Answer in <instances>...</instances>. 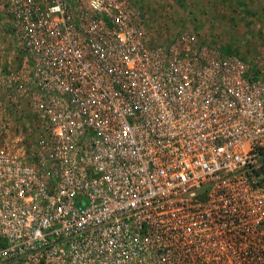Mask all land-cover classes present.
I'll list each match as a JSON object with an SVG mask.
<instances>
[{
  "label": "built area",
  "instance_id": "2783aa9c",
  "mask_svg": "<svg viewBox=\"0 0 264 264\" xmlns=\"http://www.w3.org/2000/svg\"><path fill=\"white\" fill-rule=\"evenodd\" d=\"M6 3L39 133L0 143V264H264V57L151 41L129 0Z\"/></svg>",
  "mask_w": 264,
  "mask_h": 264
},
{
  "label": "rangeland",
  "instance_id": "374dc122",
  "mask_svg": "<svg viewBox=\"0 0 264 264\" xmlns=\"http://www.w3.org/2000/svg\"><path fill=\"white\" fill-rule=\"evenodd\" d=\"M83 2L84 0H70ZM144 15L151 41L193 36L207 51L263 64L264 0H129ZM78 4V3H77ZM29 62L0 0V143L29 152L38 136Z\"/></svg>",
  "mask_w": 264,
  "mask_h": 264
}]
</instances>
